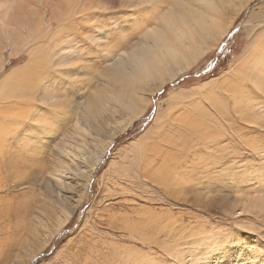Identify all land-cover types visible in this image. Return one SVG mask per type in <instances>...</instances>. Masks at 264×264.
<instances>
[{
  "label": "rangeland",
  "instance_id": "obj_1",
  "mask_svg": "<svg viewBox=\"0 0 264 264\" xmlns=\"http://www.w3.org/2000/svg\"><path fill=\"white\" fill-rule=\"evenodd\" d=\"M88 1L95 11L88 10L87 16L77 13L68 19L65 14L67 18L53 19L55 25L49 30H62L51 42L46 35L52 14L49 9L54 6L50 0H10L14 8L3 19L0 79L29 59L28 50L34 49L31 47L45 46L53 55L55 44L72 38L77 43H72L73 47L80 52L73 64L79 80L65 67L60 73L54 67H44L37 80L40 92L51 80L56 92L63 95L60 91L64 84L70 88L76 81L78 90H69L70 100L82 98L84 93L85 98L90 95L100 99L101 105L95 108L90 122L81 121V125L71 110L58 113L39 107L42 118L52 120L59 132L44 143L32 141L28 150H13L11 166H2V177L9 183L19 160L24 164L23 159H31L27 164L32 175L28 182L15 187L21 189L18 198L4 197L0 203V264H227L241 259L242 264H264V87L263 79L257 76L264 74V0H232V4L223 5L224 11L216 17L217 33L212 34L213 40L209 37L204 42L208 46L203 43L199 58L153 94L144 93L148 107L111 144V129L104 118L113 114L108 102L113 94L99 84V72L108 63L102 57L105 55L99 54L101 63L93 65L100 61L87 52L96 48L89 45L79 27L89 25L98 30L101 23L110 27L115 16L126 25L129 45L141 38L145 23L138 18L142 11L138 0L134 6L128 0ZM85 3L60 0L61 5L74 6L72 11ZM103 6L107 12L99 9ZM234 10L240 11L234 15ZM112 12L115 14L111 17ZM155 14L153 22L159 23L162 17ZM8 27L11 32H7ZM116 33L111 30L108 36L114 38ZM125 43L120 41V46L127 48ZM24 44L26 47H22ZM19 48L18 55H11ZM55 52L63 51L58 46ZM242 59L245 61L240 63L248 69L245 73L251 75L233 83L237 88L234 92L223 90L234 81L232 69ZM84 66H90L88 77L80 80ZM237 90L256 102L259 117L246 121L239 118L234 110ZM160 121H168L167 129L162 125L155 128ZM192 121L199 123L200 132L209 130L206 134L210 135L205 134L198 144L190 142L192 135L187 128L194 124ZM76 124L84 137L75 131ZM64 138L83 141L84 151L90 156L99 146L110 145L90 181L84 176L92 160L85 162L76 155L73 158ZM167 153L180 164V172L170 168L171 162L162 163ZM11 169L15 170L12 174ZM42 169L46 171L44 177L35 172ZM17 205L22 208L15 210ZM69 208L74 213L68 222ZM174 227L183 234L182 240L187 239L186 245L169 246L168 235Z\"/></svg>",
  "mask_w": 264,
  "mask_h": 264
},
{
  "label": "bare ground",
  "instance_id": "obj_2",
  "mask_svg": "<svg viewBox=\"0 0 264 264\" xmlns=\"http://www.w3.org/2000/svg\"><path fill=\"white\" fill-rule=\"evenodd\" d=\"M50 1L51 4L54 5L52 6V9L51 8L49 9V11L53 15L52 14L49 15L50 25L48 24L47 27L48 31L46 33V35L50 37V42L53 40V38L57 37L56 34L58 35L60 30H62V29H58V27L55 30V32L49 30V28H52L51 26L55 25V21L53 19H60L62 17L67 18L65 14L69 16L68 19H70L73 15L77 13H81V14L86 13L85 16H87L89 13L88 10L95 11L94 10L95 8L88 0H86L85 6L83 8H80L75 11L74 10L72 11L74 6L61 5L60 0H50ZM233 1L232 0H138V9L139 10L142 9V11H140L141 16H139L138 18L140 21L145 23V28L141 32V38H139L138 41L131 43L129 45H128V36L126 35L124 30L126 25L124 22H120V20L114 16L115 13L113 12L111 13L112 14L111 17L112 16L114 17H112L111 19V24H109L110 27H107V23L97 24L99 31L93 30L94 26L84 25L82 27H79L80 33L82 32L81 34L91 43L89 45H91V47L93 48H96L95 50L90 49L87 52L88 55L97 56V58L93 60L97 59V61H100V62H96L93 65L95 66L101 63L99 54L105 55L102 57L103 58L106 57V62L108 63V67H103V71L99 72V84L103 85L104 88H108L110 94L111 93L113 94L112 99L108 97L109 98L108 102L111 104L112 110H114L113 114L111 116L107 114L104 118L105 120H107L108 128L110 127L111 129L110 131L111 137L109 144L115 142L116 137H118L121 133L125 132L132 124H134L137 118L140 115H142V113L148 107L149 101L146 97H144V93L146 94L147 92H150L151 94H153L159 88L163 87L168 81L170 82L171 80H173V78L176 75L185 72L189 68L191 61H194L197 58H199V55L203 51V47H204L203 43L206 40L211 39L213 33L215 34L217 33L215 31L218 28L217 26L218 19H216V17H219V15L222 14V11H224V9L222 10V8H224L223 5H225L226 3L229 4ZM128 2L132 4L133 2H136V0H128ZM172 2L174 3L172 4ZM193 3H195L196 6H189L192 5ZM134 5L135 4L133 3L132 6ZM235 5L237 6V4ZM87 6L89 8H86ZM11 8L14 7L13 4L10 2V0H0L1 31L3 30L5 31L4 20L6 19L7 16H9ZM102 8L104 11L107 12L108 9L105 8L104 6L99 7V9ZM239 11L240 10H234V15H237ZM153 12H155L158 16L162 17V20L159 23L153 22V16H152ZM34 24H31V26L32 25L34 26ZM83 27H88V28L86 29V31H84ZM10 30L11 28L8 27L7 32H9ZM38 30L40 29L38 28ZM111 30H115L117 32L114 38H112L110 35L109 36L111 38L108 36V33ZM73 40L75 39L70 38V40H66L64 42L61 41L59 42V44H55V50L52 51L53 55H51L50 50L47 49L45 46L37 47V48L31 47L34 49L28 50L29 59L26 60L23 64L11 68V70L0 79V203H2L4 197L10 196L12 199L18 198L21 189H15V187L25 182H28L29 178L32 175V170L30 169L31 165L27 164L28 162H31V159L30 161H27L26 160L27 158H25L23 159L25 162L24 164L22 162H21L22 164H19L20 163L19 160L17 166L14 168L16 169V171L11 169V174L13 171H15L14 174H12L14 175L12 177L13 178L12 181L9 183L4 181V178L2 177V166L3 164H9V166H11L10 165L12 160L11 158L14 153L13 150L20 151L21 148L24 147L28 150L29 147L32 146L31 144L33 142L44 143L45 139L47 138L49 139V137L53 135L56 136L59 132L55 128L52 120L48 118L47 119L42 118L44 114L43 112H40V108L41 110H45V108H47L50 111H53V109H55L56 111L54 112H58V113L71 110L73 114H76L78 116V122H79L78 124H80L81 121L85 123L90 122L91 115H93L92 113L94 112V110L96 111V109L98 110L100 108L99 107L101 105V104L99 105L100 97L97 98L99 100H96L90 95H88L85 98L83 97L84 93H81L82 98L70 100L71 98L68 95L69 90H74V91L78 90V88L76 87V81L75 83H71V86H69L70 88H67L66 84H64L65 86L62 85L63 88L62 91L60 92H62L63 95L58 94V92H56V90L54 89L55 86L52 85L51 80H48L45 85L43 84L44 82L42 83V86L44 85L45 88L43 87L44 88L43 90L41 88L42 91L40 92V87L38 86L37 80L38 79L40 80L39 78L40 72L44 67H49V68L54 67L56 73H60L61 72L60 68L65 67L66 72L71 71L73 73L70 76L72 77L75 76L74 78L78 76L76 73L77 70H75L76 68L73 66V64L76 62L77 56L80 55V52H77L76 48L73 47V45L77 44L73 42ZM106 40H108L109 42ZM120 41H123V43L126 42L125 44L127 48H122L120 46ZM209 43L211 44V42ZM210 44L209 46H211ZM58 46H60V49L63 52H55ZM22 47H26V44H24ZM20 49L21 48L15 50L14 54L11 55H18ZM207 50L209 51L210 49ZM92 61L87 63H91ZM238 61L239 63L236 66H234V68L232 67L233 68L232 77L234 78V81L230 84H227V86L224 85L223 90L233 91V88L234 87L236 88V86L233 83L238 82L239 80L240 81L243 80L245 76H247L245 78L247 80L249 78L248 75H251L248 72H247L248 75L245 73L248 70L247 68L246 70L245 67H243L245 63H240L241 61H245V59ZM89 69L90 66H86V67L84 66L80 69L81 70L80 80H82V78L86 80V78L88 77ZM43 70H46V68ZM41 73L43 74V72ZM257 74L258 77L260 76L261 79H263L262 86L264 87V74L262 73H257ZM57 77L58 76H56V78ZM79 78L80 77L78 76L77 79L79 80ZM58 82L56 81V83ZM60 84H62V82ZM98 93L100 94L101 90L100 92L98 91ZM245 95L242 91L239 90H237L236 94L234 95V99H235L234 110L236 111V114L239 116L240 119L245 121L259 117L260 114L258 113L259 107H257L256 102L254 103L252 100H250L252 98ZM38 103L40 104V106L38 105ZM115 112H119V113H115ZM122 112L124 115L120 118V120L117 119V117ZM99 114L101 115V113ZM96 120L97 119H95V121ZM163 120L166 121L167 119L166 120L163 119ZM167 122L164 123L160 121L158 123L159 124L158 126L155 125V128L157 127L156 129H158L160 125L166 128V126L168 125ZM192 122H194L195 125L190 124L189 127L187 128L188 133L192 135L190 137V142L192 143L197 142L198 144L202 140L201 137L205 136V134L209 130L206 131L205 129L204 132H200L201 128L198 125L199 123L196 121H192ZM169 127L172 128L171 126ZM76 130L77 131L79 130V128H77V124L75 126V131ZM168 130L170 131V129ZM79 131L77 132V134L81 137H84V134H79ZM206 135H210V134L208 133ZM209 139L210 137H208V141H210ZM218 140L219 139H217V141L215 140L213 141L218 142ZM63 141L66 144H68V146H70L71 151L67 150V152L70 153L73 156V158L76 155L77 157H80L81 160L83 159V161L85 162L92 160L90 163H88L89 165L87 166V170L85 171L86 175L85 176L83 175L84 177H86L87 181H90V178L93 175V173L97 172V166L103 160V157L106 155L110 145L107 143L104 147L99 146V149L94 151L93 155L90 156L88 155L87 152L84 151L85 146L83 141L80 143V142H76L74 139H68V138H64ZM208 141L206 142V144L208 143ZM178 143H180L181 145V142ZM36 146L34 147L36 148ZM167 161L172 163V164L171 163L168 164L170 168L172 167L177 168L179 169L178 172H180V164H175L176 159L172 154L167 153V155L162 158V163H165ZM23 168L26 169L24 170ZM81 169L82 168H80V170ZM36 171L41 176L43 177L45 176L46 173L45 170L43 169L35 170V172ZM183 178L187 180L185 177ZM57 195H58L57 197H59L60 199L61 197L60 194ZM7 205L9 206L8 203ZM11 206L12 205H10L9 207ZM18 208L20 209L22 208V206L17 205L15 210H17ZM73 213H74V209H70V214L67 215L66 221L69 222V219ZM162 229L164 231V228ZM167 230L170 231L169 229ZM156 233L159 234L158 231H156ZM182 235L181 232L178 233L175 231V227L172 228L168 235L169 244H170L169 246H171L172 244L173 246H177V247L186 245L187 239L185 238V240L184 239L182 240L181 239ZM181 240L183 242L179 243V241ZM177 254H179V251ZM201 259L203 260V257ZM243 261L244 260L242 259L234 262L230 261L227 262V264H239V263L242 264ZM199 264H214V262H202ZM216 264H218V262H216Z\"/></svg>",
  "mask_w": 264,
  "mask_h": 264
}]
</instances>
